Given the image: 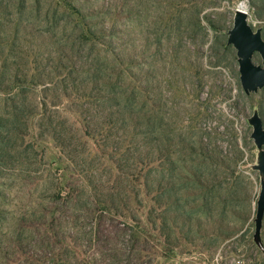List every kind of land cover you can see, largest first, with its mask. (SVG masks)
Instances as JSON below:
<instances>
[{
  "label": "rangeland",
  "instance_id": "rangeland-1",
  "mask_svg": "<svg viewBox=\"0 0 264 264\" xmlns=\"http://www.w3.org/2000/svg\"><path fill=\"white\" fill-rule=\"evenodd\" d=\"M242 3L0 0V264H264Z\"/></svg>",
  "mask_w": 264,
  "mask_h": 264
},
{
  "label": "water",
  "instance_id": "water-1",
  "mask_svg": "<svg viewBox=\"0 0 264 264\" xmlns=\"http://www.w3.org/2000/svg\"><path fill=\"white\" fill-rule=\"evenodd\" d=\"M245 12L236 10L233 28L229 32L228 42L236 50L239 64V75L242 90L250 93L264 87V40L261 39L259 31L253 32L246 22ZM258 53L261 58V65H254L251 61L252 55ZM252 138L254 143L261 149L257 169L264 176V129L262 120L254 117L251 121ZM255 213V241L260 244L259 231L264 213V178L261 183L260 195H258Z\"/></svg>",
  "mask_w": 264,
  "mask_h": 264
},
{
  "label": "built area",
  "instance_id": "built-area-1",
  "mask_svg": "<svg viewBox=\"0 0 264 264\" xmlns=\"http://www.w3.org/2000/svg\"><path fill=\"white\" fill-rule=\"evenodd\" d=\"M257 249L258 250H260V252H263V248H262V246H258L257 247ZM256 249V250H257ZM257 250V251H258ZM204 257V259H205V261H207L208 263H211V264H221L220 262H219V259H218V257H215L214 259H212V261H208V259H207V257L206 256H203ZM232 264H246V262L244 261V260H242V258L240 259V258H237V259H233L232 260Z\"/></svg>",
  "mask_w": 264,
  "mask_h": 264
},
{
  "label": "bare ground",
  "instance_id": "bare-ground-1",
  "mask_svg": "<svg viewBox=\"0 0 264 264\" xmlns=\"http://www.w3.org/2000/svg\"><path fill=\"white\" fill-rule=\"evenodd\" d=\"M239 10L240 11H243L245 13L247 12V11H245V5H244V3H242V4L239 5Z\"/></svg>",
  "mask_w": 264,
  "mask_h": 264
}]
</instances>
